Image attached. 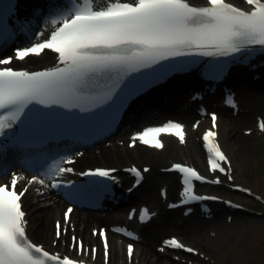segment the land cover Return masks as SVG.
I'll list each match as a JSON object with an SVG mask.
<instances>
[{
  "label": "snow or ice",
  "instance_id": "6c2138e0",
  "mask_svg": "<svg viewBox=\"0 0 264 264\" xmlns=\"http://www.w3.org/2000/svg\"><path fill=\"white\" fill-rule=\"evenodd\" d=\"M245 3L251 6L250 11L227 0H207L206 6L193 5L189 0H71V7L51 20L54 30L47 38L15 49L14 57L0 58V66H6L14 58L24 61L30 56L40 57L45 50L58 54L57 64L41 71L0 67V136L15 124L22 123V117L28 119L34 106L79 108L81 111L98 107L111 99L123 75L161 60L189 55L232 56L255 46L264 47V0H245ZM38 36L43 37L45 33L40 32ZM229 103H232L231 99ZM211 119L215 128V113ZM184 127L179 122L169 121L159 127L146 128L132 137L130 147L139 140L162 149L161 134L174 135L184 143ZM259 127L264 131V120L259 122ZM216 136L217 133L209 129L203 136L204 147L210 170L223 173L226 170L220 162L229 161L216 142ZM63 162L71 164L75 161L67 157ZM173 169L182 173L184 203L216 199L194 194L193 181L206 180L195 168L175 164ZM114 171L97 168L82 175L111 179ZM129 171L137 176L139 183L142 179L140 170L132 168ZM71 172L72 167H56L59 175ZM228 178L231 179V175ZM24 179L13 173L11 188L0 185V264H77L67 256L61 259L59 254H50L29 239L26 213L21 203L28 187L19 192L16 190L18 181ZM211 182L220 183L218 179ZM28 183L45 185V180L33 176ZM51 186L60 185L53 182ZM72 211V208L67 209L65 220ZM145 217L151 218L146 208L141 210L142 222ZM114 230L133 235L125 229ZM100 234L104 237L107 264L109 242L103 230ZM59 236L60 224L57 222ZM72 240L73 247L78 245L80 250L87 251L82 241L78 242L76 237ZM164 244L189 253L195 251L176 238L168 239ZM95 251L92 250L93 257ZM127 251L131 259L133 246L129 245Z\"/></svg>",
  "mask_w": 264,
  "mask_h": 264
},
{
  "label": "bare ground",
  "instance_id": "6f19581e",
  "mask_svg": "<svg viewBox=\"0 0 264 264\" xmlns=\"http://www.w3.org/2000/svg\"><path fill=\"white\" fill-rule=\"evenodd\" d=\"M198 2L200 0H192ZM51 58L50 54L44 55L43 59L31 58L30 61L37 62L39 66L45 65ZM251 75L247 72L235 75L230 81V85L238 91L240 102L245 105L248 109V114L245 113L244 117L234 118L227 113V110H220V131L221 139L220 141H229V145L232 149H235V153L247 156V160L253 159L258 170H260V177L264 180V137L242 140L237 137L238 126L240 124L250 123L253 120V113L259 112L264 115V82L255 83ZM246 85L247 87H245ZM191 86V82L184 84L180 91V94L188 90ZM185 87V88H184ZM177 91L170 89L166 96H170L172 101H175L176 107L174 108V115L181 118L184 122L189 120L196 110L193 111V105H188L187 108L185 101H179ZM174 96H177L174 100ZM170 105V103L168 104ZM178 107H181L179 110ZM140 108V107H139ZM169 106L164 104V99L161 103L156 102L150 106L149 112L145 113L146 120H143V115L137 114L139 110L135 113V120H130V123H137L138 126H142L150 122H160L163 119H168L171 114L169 112ZM173 110V109H172ZM152 114V115H151ZM151 115L150 120L148 117ZM138 118L136 119V117ZM148 121V122H146ZM129 123V122H128ZM187 123V122H186ZM203 124V122H201ZM234 125V129L231 126ZM231 129V130H230ZM127 131H123L122 135H126ZM186 150L182 151L176 143L174 144L173 139L167 140V146L164 148L162 154L158 152L146 150L140 148L136 151H129L128 149H122L118 147H104L102 154L99 156H88L85 155L81 160L78 161L77 167L84 168L89 167V165H100V164H110L115 166V168H127L124 164L130 162H138L141 164L150 165L154 168L150 171L148 175V181L146 186L144 185L141 192L136 194L130 201L133 206L135 204H150L154 209H161L162 203L161 198L156 194V189L158 185H168L169 195L174 194V190L177 184L176 175H163L160 173V167L164 163H168L171 159H182L194 162L199 168L204 169L205 156L202 155V150L200 144L196 142L195 144L186 145ZM64 154V151L57 150V148L51 150L49 153L45 154V157L40 159V162L46 163L44 166H32L28 161L15 160V157H9L3 159L0 162V183L5 182L9 178V172L15 171L20 173L21 176L26 178L30 172L34 175H42L47 173L46 176H53L54 166L59 161V158ZM66 155V154H65ZM174 161V160H173ZM40 162H37L39 164ZM169 166V165H168ZM168 166L164 167L167 168ZM250 163L248 167L245 168L244 172H249ZM9 170V171H8ZM47 170V172H46ZM35 171V172H34ZM40 179H44L40 177ZM25 180V179H24ZM23 180V181H24ZM46 183V180H45ZM40 190L46 189L43 185L37 183L36 186H32L28 195L25 197V207L29 212L28 219L30 220L29 235L32 239L39 241V243H44L49 246L54 236V223L51 224L53 218H58L60 216V209L64 205L63 201L58 197H42L39 193L35 192V188ZM214 218L211 221H206L201 219L199 215L197 217H190V221L182 219V223L178 224L176 222V213H169L167 211L163 212V216L160 213L155 225L151 228V224L140 230L141 240L138 242V249L134 251L133 262L135 264V259L139 258L140 264H170V259L162 255L161 259L158 258V254L154 250V246L159 241L161 236L167 231H177L181 238L191 244L198 245L204 251L212 250L213 247L214 255L213 258L216 264H239L241 260L244 259L243 250L247 245L250 235L255 227L258 226L260 219L252 218L246 213L236 214L235 219L231 221L230 224H226L223 221V215L229 213L228 210L223 205H215L213 209ZM120 216H108L102 218L101 215L95 213L93 215L86 214L85 212L73 213L72 221L74 222L75 233L82 239L85 245L98 243L97 239L94 238L89 233V228L97 224L118 223L121 222ZM213 227L217 232L216 239L205 238V231ZM213 228H211L213 230ZM208 231V230H207ZM214 231V230H213ZM139 232V231H138ZM72 232V234H75ZM114 237V236H113ZM111 245V255L110 264H116L115 258H123L124 255L120 254V247L115 242L114 239L110 240Z\"/></svg>",
  "mask_w": 264,
  "mask_h": 264
},
{
  "label": "rangeland",
  "instance_id": "374dc122",
  "mask_svg": "<svg viewBox=\"0 0 264 264\" xmlns=\"http://www.w3.org/2000/svg\"><path fill=\"white\" fill-rule=\"evenodd\" d=\"M245 86V85H244ZM165 103H168L165 102ZM233 125L231 126V129L233 130L234 128H232ZM247 128L251 129L250 126H243L240 127L238 129H236L235 131L237 133V137L241 138L242 140H249V137H246L244 134V129ZM230 129V130H231ZM194 135H193V139H194ZM249 142L248 144L250 145L251 141H247ZM252 145V144H251ZM229 149L230 152L233 153V159L235 160V164H237V166L239 167V169L245 170L246 167H248V164L250 163V169L249 172L246 173H241L238 177L239 182H242L246 185H248L249 187L253 188L255 191L259 192L260 194H262L264 196V180L260 177V170H258L257 166L255 165V162L253 159L247 160V156H244L242 154L239 153H235V149H232V147L229 145ZM135 163L137 165H142L141 163L138 162H130L124 165H129ZM161 185L157 186L156 189V194L158 195V189ZM138 194V193H137ZM64 205L61 208V211H63ZM55 218L52 219L51 224L53 225V221ZM167 233V232H166ZM170 233H167L165 235H168ZM36 242H39L37 240H35ZM243 255H244V259L240 261L239 264H264V218L263 221H261L257 227H255L250 235L249 241L247 243V245L245 246V249L243 250Z\"/></svg>",
  "mask_w": 264,
  "mask_h": 264
}]
</instances>
